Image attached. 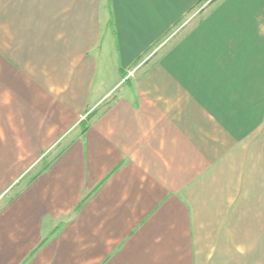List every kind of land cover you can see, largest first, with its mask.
<instances>
[{"label": "crops", "instance_id": "obj_1", "mask_svg": "<svg viewBox=\"0 0 264 264\" xmlns=\"http://www.w3.org/2000/svg\"><path fill=\"white\" fill-rule=\"evenodd\" d=\"M205 1L0 0V264H264V0L153 54Z\"/></svg>", "mask_w": 264, "mask_h": 264}, {"label": "rangeland", "instance_id": "obj_2", "mask_svg": "<svg viewBox=\"0 0 264 264\" xmlns=\"http://www.w3.org/2000/svg\"><path fill=\"white\" fill-rule=\"evenodd\" d=\"M211 1H215V0H207L205 2H203L202 4H200L198 7H196L189 15H187V18L179 25V27H177L175 30H173V32L169 35V36H166L161 45L157 46L155 49H154V53L155 54L156 52H158L160 50V48L165 44L167 43L170 39H172V37H174L180 30H182L186 25H188L190 22H192L193 20L197 19V17L199 16V14L201 12H203L205 10V8L209 5V3ZM46 162V159L44 160H39V161H36L32 167L29 169L30 170V174L31 175L33 172H35L38 167H41V165H43V163ZM26 179L29 178L28 177H25ZM12 194V192L10 193H7L5 198L9 197L10 195Z\"/></svg>", "mask_w": 264, "mask_h": 264}, {"label": "trees", "instance_id": "obj_3", "mask_svg": "<svg viewBox=\"0 0 264 264\" xmlns=\"http://www.w3.org/2000/svg\"><path fill=\"white\" fill-rule=\"evenodd\" d=\"M83 129L86 130V129H85V125H83Z\"/></svg>", "mask_w": 264, "mask_h": 264}]
</instances>
